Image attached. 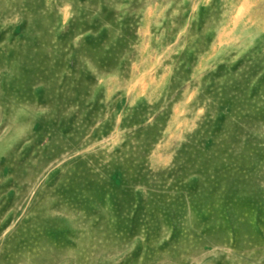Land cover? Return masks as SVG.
I'll return each instance as SVG.
<instances>
[{
	"label": "rangeland",
	"instance_id": "374dc122",
	"mask_svg": "<svg viewBox=\"0 0 264 264\" xmlns=\"http://www.w3.org/2000/svg\"><path fill=\"white\" fill-rule=\"evenodd\" d=\"M0 264H264V0H0Z\"/></svg>",
	"mask_w": 264,
	"mask_h": 264
}]
</instances>
